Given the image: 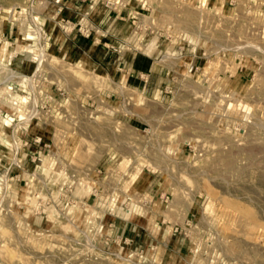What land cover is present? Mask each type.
<instances>
[{"label": "rangeland", "instance_id": "1", "mask_svg": "<svg viewBox=\"0 0 264 264\" xmlns=\"http://www.w3.org/2000/svg\"><path fill=\"white\" fill-rule=\"evenodd\" d=\"M0 264H264V0H0Z\"/></svg>", "mask_w": 264, "mask_h": 264}, {"label": "bare ground", "instance_id": "2", "mask_svg": "<svg viewBox=\"0 0 264 264\" xmlns=\"http://www.w3.org/2000/svg\"><path fill=\"white\" fill-rule=\"evenodd\" d=\"M41 59H42V57H41ZM39 62H40V61H39ZM206 119H207V118H206ZM227 166H228V164H227ZM227 166H226V167H227ZM237 207H238V206H237ZM237 210L240 211L239 209H237ZM242 210H243V209H242ZM241 212L243 213L244 211H241ZM248 212H249V211H248ZM242 213H241V214H242ZM243 214H244V213H243ZM240 216H241V215H240ZM242 216H243V215H242ZM245 216H247V217L250 218V217H251V213H249V214H248V213H245L243 217H245Z\"/></svg>", "mask_w": 264, "mask_h": 264}, {"label": "crops", "instance_id": "3", "mask_svg": "<svg viewBox=\"0 0 264 264\" xmlns=\"http://www.w3.org/2000/svg\"><path fill=\"white\" fill-rule=\"evenodd\" d=\"M77 41H82V42H84L85 40L81 38V39H79V40L76 39V42H77Z\"/></svg>", "mask_w": 264, "mask_h": 264}, {"label": "built area", "instance_id": "4", "mask_svg": "<svg viewBox=\"0 0 264 264\" xmlns=\"http://www.w3.org/2000/svg\"><path fill=\"white\" fill-rule=\"evenodd\" d=\"M117 2H115L114 4H116Z\"/></svg>", "mask_w": 264, "mask_h": 264}]
</instances>
